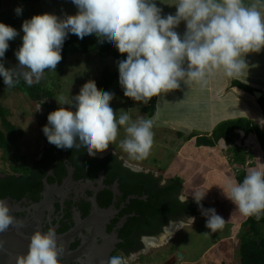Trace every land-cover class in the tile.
<instances>
[{
    "label": "clouds",
    "instance_id": "clouds-1",
    "mask_svg": "<svg viewBox=\"0 0 264 264\" xmlns=\"http://www.w3.org/2000/svg\"><path fill=\"white\" fill-rule=\"evenodd\" d=\"M71 2L77 8L75 15L61 18L43 13L24 20L15 67L6 68L4 58L9 41L20 33L0 22V77L8 88L20 79L30 87L41 81L45 70L55 71L69 34L79 39L95 34L109 48L126 53V59L117 64L119 85L125 97L145 105L153 97L180 89L181 82L204 88L216 71L237 78L248 68L245 54L264 48V15L255 6L246 7L244 0H176L175 14L167 16L161 15L156 0ZM14 11L19 16L22 7ZM181 21L186 22L183 35L175 30ZM114 97L113 92H98L94 81L86 82L71 99L61 97L57 100L61 107L48 114L42 129L48 142L58 149L83 147L94 157L116 141L123 127L126 136L119 142L121 150L133 160L146 158L154 142L153 120L144 116L132 120L124 110L117 115L110 106ZM224 193L242 215L259 220L264 214V171L252 170L242 182L229 180ZM205 194L193 192L195 201L199 204ZM186 199L179 197L181 203ZM199 206L207 217L206 228L215 232L224 226L215 208ZM188 219L193 223L194 218ZM21 227L9 202L0 199V233ZM26 238L28 251L17 256L16 264H62L63 244L53 230H36ZM135 255L110 256L103 264H132Z\"/></svg>",
    "mask_w": 264,
    "mask_h": 264
},
{
    "label": "rangeland",
    "instance_id": "rangeland-1",
    "mask_svg": "<svg viewBox=\"0 0 264 264\" xmlns=\"http://www.w3.org/2000/svg\"><path fill=\"white\" fill-rule=\"evenodd\" d=\"M256 1L259 3L258 0ZM18 6L22 7V14L17 15L19 25L16 28L20 34L16 37L18 41L7 50L9 60L15 64H18V61L14 53L22 44L21 37L23 32L21 25L24 20L31 19L34 15L43 14L44 0L27 3H21L17 0H6L0 11V20L11 14L16 15L14 9ZM245 6L248 7L249 5L245 3ZM263 54V48L256 52L257 57L254 52L245 54L244 58H249L248 60H250L246 62L248 68H245L241 76L234 79L240 80L254 89L264 91V58L261 57ZM117 64L118 61L114 58H103L93 53L90 56L81 54L67 56L64 64L61 62L57 64L55 71L45 70L40 81L47 87L52 86L51 89L55 92V97L42 99L38 102L31 101L25 93H22L23 91L20 90L22 86L11 87L14 90L8 88L4 84L3 78L0 77V101L2 106L9 111L8 120L17 128V140L10 145V152L7 154L5 150L0 149V171L8 170L11 164H22V157H26L27 164L31 166L32 162L35 161L34 159L41 153L44 145L42 129L46 125L44 119L50 107L57 110L61 107L58 103L61 97L71 99L79 94L81 87L86 82L94 81L96 83L99 81L105 68H109L118 75L117 79L114 80V83L107 90H99L100 93L105 91L115 93L114 99L110 101V106L113 108L114 113L119 115L121 110L128 111L132 120H136L140 116L150 118L142 111L144 108L143 104L131 101L130 98L124 96L118 82L119 72ZM227 79L225 82L226 79L221 78L218 83L216 80L217 84H214L213 91H221L220 87L223 90L226 88L227 90L225 89V91H228L226 95L232 97L235 104H230L229 109L223 111V113L215 110L217 118L214 116L215 120L209 121L208 127L199 123L200 120H203L201 118L203 109L194 110V108L202 105H194V98L192 101L186 100L188 95L183 90L189 89L184 88L183 84L180 89H177L178 95H172L167 92L162 93L158 97L157 113L153 118H150L154 123V142L146 158L133 160L121 150L119 142L126 136L123 127L119 129L116 141L113 144H109L108 149L102 152L104 155L108 154V156H114L113 153H115L117 158L139 171L149 172V174L154 173L159 177L160 174L158 173H161L165 182L170 181V175L172 174L174 177L181 178L183 182H187L180 192V197L187 198L185 202H192L194 205L198 204L194 199L193 192L206 193V197L208 195L212 196L214 191L219 192L218 194L215 192L218 197L208 208H215L217 214L224 218V226L215 232H211L210 229L206 228L207 217L202 214L191 217L194 218L193 223L189 219L181 223L178 222L180 227L177 226V223L171 234L161 233L151 246L149 252L155 255L154 259L147 258L145 262L148 264H242L240 257L241 238L248 231V228H244L243 225L248 217L242 215L236 209V205L224 193V190L225 192L227 191V186L222 184L219 179H216L212 175V171L208 169L215 167V170L220 166L218 168L219 172H217L219 175L221 173V165L224 163L227 165V173L235 180L240 176L239 172L242 169H244L246 174L252 170L263 171V153L253 134L245 140H242L241 134L236 138V144L239 145L243 141V146L253 155L248 163V165L253 163L252 166L249 167L247 165L246 168L234 161L233 154L230 152L231 148L228 145L222 144V151L221 144L212 147V151L196 145V140L199 136L211 137L213 132L211 129L216 124L215 122L228 117L233 119L248 118L264 130V118L255 97L232 88L231 81L233 79ZM197 89L205 90L209 89V87L201 88L197 84ZM171 95L182 101L184 106L181 105L183 107L181 110L177 109L179 107L178 102L174 104ZM226 95H215L214 100H217V97L222 98ZM173 105L176 108L172 107ZM63 107H71L73 111L75 110L74 106L63 105ZM210 113L213 112H207L206 114ZM231 118L230 120H232ZM172 121L176 124H172ZM186 121H191V126L184 123ZM207 129L210 130L208 131ZM0 130L5 131L1 119ZM192 134L195 137L189 139ZM206 149L207 154L204 151ZM206 155L209 156L210 161L205 163L203 158ZM214 155H218V157L215 156V159H213L211 156ZM201 158L204 165L200 162ZM217 158L218 160H216ZM207 165L211 167H203ZM220 177L224 179L225 176L220 174ZM189 189L193 190L192 194L189 193ZM205 196L199 203L204 202ZM207 203L210 202L206 200ZM260 230L262 235H264V227H261ZM163 238L165 241L160 240Z\"/></svg>",
    "mask_w": 264,
    "mask_h": 264
},
{
    "label": "flooded vegetation",
    "instance_id": "flooded-vegetation-1",
    "mask_svg": "<svg viewBox=\"0 0 264 264\" xmlns=\"http://www.w3.org/2000/svg\"><path fill=\"white\" fill-rule=\"evenodd\" d=\"M49 113L47 111L45 124L48 123ZM42 138L44 145L41 153L29 166L33 171H38L40 167L36 168L35 163H42L50 158L56 147L48 142L45 134ZM69 150L75 163H88L82 161V154H78L84 151L83 147ZM62 152L63 160L53 162L48 167L40 190L26 192L21 199H11V209L14 208L16 218L25 221V226L19 228L18 232L26 240L24 251H28L29 240L26 237L31 233L36 230H53L57 242L63 244L62 264H103L110 256L129 253L136 254L132 264H148L145 262L147 258L154 259L155 255L149 252L151 246L171 223H181L197 216L182 210L178 205H190V211L194 208L192 202H180V191L159 201L162 205L169 203V209L177 211V215L164 218L158 214L148 218L144 212L147 204L152 203V197L149 194H135L139 187L136 184L144 182L149 184L151 190L159 191L172 185L171 181L164 182L157 174L134 169L120 158V165L109 166L106 161L111 156L103 153L90 157L83 152L86 158L99 162V165L89 164L85 169L79 170L69 160L67 149H62ZM13 173L9 168L0 171V177ZM8 264H16V260Z\"/></svg>",
    "mask_w": 264,
    "mask_h": 264
},
{
    "label": "trees",
    "instance_id": "trees-1",
    "mask_svg": "<svg viewBox=\"0 0 264 264\" xmlns=\"http://www.w3.org/2000/svg\"><path fill=\"white\" fill-rule=\"evenodd\" d=\"M6 0H0V11L3 8V3ZM21 3L27 2H34L38 0H17ZM0 22L5 23L14 27L15 29L19 25V18L15 14H11L5 16ZM18 41L16 38L14 40L9 41V48ZM97 54L103 58H114L116 61L126 59L127 54H120L115 46L109 48L106 43H102L95 34L86 36L83 39H79L74 34H69L68 38L65 40L62 48V59L61 63L64 64L65 59L67 56L73 54H81L85 56H90V54ZM4 63L6 68L15 67L13 61L9 60L8 52L5 53ZM117 74L113 73L109 68H105L102 71L101 78L99 81L95 83L96 88L99 90H107L114 80L117 79ZM15 86H22L20 88L22 93H25L27 97L33 101L38 102L42 99H52L55 97V92L52 91L51 87H47L43 83H34L32 86H28L23 79H20ZM231 87L235 88L247 95L254 97V92L258 91L262 93V97L257 100V104L262 112L264 118V91L254 89L253 87L249 86L241 82L240 80L233 79L231 83ZM14 90L13 88H11ZM19 91V92H21ZM131 99V98H130ZM131 101H134L131 99ZM157 101L158 97H153L152 100L147 104H140L144 105L142 111L148 117L153 118L157 113ZM137 102V101H135ZM56 110L55 108L49 109V112ZM9 111L0 101V119L2 121V126L4 127L5 131L0 130V149L5 150L7 154L10 152V145L17 140V128L16 126L8 120ZM242 135V140L247 139L252 134L255 135L260 149L263 153V160H264V130H262L258 125H256L253 121L248 118H237L232 120H227L219 123L212 132L211 137L208 136H199L196 140V145L198 147H216L219 143L223 142L225 145H228L231 150L230 152L233 154V159L236 161L240 166L245 167L249 163V160L252 159V154L246 150L243 146V141L241 144H236V138L239 135ZM195 137L194 134L189 136V139ZM81 152H78L82 161L87 162V164H77L73 161V158L70 154V150L67 149V153L69 155V160L73 162V164L79 169L83 170L86 168L87 165L97 166L99 162L90 161L86 158V155ZM63 152L62 149H58L55 147L54 153L48 159H45L42 163H35V167L38 166V171L30 168L29 164H27L26 158L22 157V164L16 165L11 164L9 166L10 169L14 172L11 175H7L5 177H0V199H21L26 192L29 191H37L42 188V179L47 176L48 167L54 162L57 163L58 161H62ZM82 162V163H83ZM106 163L109 166L120 165L118 158L116 156H111ZM253 163H250L248 166L251 167ZM264 171V169H263ZM18 174H22V177H17ZM246 173L244 169L240 172V176L237 177V182H242ZM147 178L145 175H141ZM148 179V178H147ZM172 185L167 186L163 190H151L149 184L143 182V184H136L138 187L137 195L143 196L145 194L151 195V201L149 205L147 204V210H145V214L147 213V217H155L158 214L162 215L164 218H167L172 215H177V211L169 209L167 205L160 203V199L165 196H173L176 192H180L183 188V181L181 178H174L171 180ZM154 201V202H153ZM144 204V203H143ZM203 205L204 209H207L208 206L205 203H199ZM199 204L194 205V208L190 211V205H183L178 204L182 207V210H187L191 212L193 215H201V209ZM177 205V204H176ZM142 213V212H141ZM144 214V215H145ZM143 215V216H144ZM244 228H248V231L245 232L241 238V248H240V257L242 264H264V235L261 233V227H264V214H261V218L257 220L255 216L248 217L245 223L243 224Z\"/></svg>",
    "mask_w": 264,
    "mask_h": 264
},
{
    "label": "crops",
    "instance_id": "crops-1",
    "mask_svg": "<svg viewBox=\"0 0 264 264\" xmlns=\"http://www.w3.org/2000/svg\"><path fill=\"white\" fill-rule=\"evenodd\" d=\"M175 3H176V0H156V5L157 7H159L160 9H162V12H161V15L162 16H167L168 14H175L176 12V6H175ZM247 4L249 6H255L261 13L262 15L263 12L261 10V7H260V4L256 1V0H244V4ZM77 12V8L75 7V5L71 2V0H44V12L43 13H50V14H55L57 15L58 17H61L63 18L65 15H75ZM179 34L183 35V33L185 32L186 30V22L184 21H181V23L179 24V26L175 29ZM264 49V48H263ZM254 55L256 56V52H254ZM245 57V56H244ZM257 57V56H256ZM262 58H264V54L261 56ZM246 62H249L250 60H248L249 58H244ZM248 65V64H247ZM221 78H224L225 82L228 80L227 77H225L222 73V71H216L213 75L209 76L208 78V83H207V86L206 88L209 87V89H205V90H199L197 89V84L193 83L192 85H185L183 82H181V85L184 84V88H188L189 90H183L184 93H186V95H188V101H192L193 98V104L196 105V104H201L202 106H198L196 108H194V110L196 111H199L200 109H203V112L201 114V118L203 120H200L199 123H201L203 126H207L210 124L209 121H212L215 120V118H217L216 116V113H215V110H219L223 113V111L229 109V106L230 104H235V101L232 97L226 95L228 91H225L226 88H224V90L220 87L221 91H213V87H214V84L216 83V80H217V83H218V80H220ZM232 82V81H231ZM216 83V84H217ZM181 88V87H180ZM227 90V89H226ZM175 91H176V94H175ZM170 94L172 95H178L177 94V89L176 90H171L169 91ZM174 93V94H173ZM217 93V94H216ZM190 94V95H189ZM221 94H224L226 96L222 97V98H218L217 97V100H214V97H216L215 95H221ZM173 99L172 101H174V104H176V102H178V110H181L183 107L181 105L182 104V101L179 100V98H175V96H172ZM181 95V94H180ZM193 96V97H192ZM223 96V95H222ZM195 98H197L195 100ZM162 101V100H161ZM184 106V105H183ZM172 107L176 108L175 105H173ZM216 107V108H215ZM207 112H213V113H210V114H206ZM215 116V118H214ZM242 117V116H240ZM231 117H228L226 119H222L220 121H217L215 122L216 124L212 127V131L213 129L221 122L223 121H227V120H230ZM233 119V118H231ZM191 121H186L184 123H187L189 126H191ZM214 122V121H213ZM212 123V122H211ZM172 124H176L175 122L172 121ZM200 124V125H201ZM195 129V128H194ZM202 129V128H201ZM208 131L210 129H207ZM194 131V130H193ZM221 144V151H222V144H224L223 142L219 143V145ZM190 148V147H189ZM202 148V147H200ZM207 148L208 150H213L212 147H205ZM206 150L205 153H206ZM207 154V153H206ZM209 155V154H208ZM206 155L203 160H205V163L206 162H209L210 161V158L209 156ZM215 156H211L213 159H215ZM218 157V155L216 156ZM203 160L201 158V163L202 165L203 164ZM218 160V158L216 159ZM204 168H208V167H211V166H203ZM220 166H218L219 168ZM215 167H212V168H209L208 170H211L212 172V175L216 178V179H219L222 184H224L225 186H227V183L229 180H233V178H231L229 176V173H227V165H225L224 163L221 165V173L220 174H223L224 179H221L220 177V174L218 175L217 172H219V169L216 168L214 170ZM160 174V176L162 177V179L164 180V176L161 175V173H158ZM171 176V179H174V178H178V177H174V175H170ZM168 176V177H170ZM234 181H237L236 179ZM165 182V180H164ZM169 182V181H168ZM183 186L187 184V182H183ZM193 190L192 189H189V193L192 194ZM215 192H217V194L219 193L218 191H214V193L211 195H208V197L205 196V199H204V202L206 204V200L209 201L210 203H207L206 205L207 206H211L213 203L214 200H216V198L218 197L217 194H215ZM210 204V205H209Z\"/></svg>",
    "mask_w": 264,
    "mask_h": 264
},
{
    "label": "water",
    "instance_id": "water-1",
    "mask_svg": "<svg viewBox=\"0 0 264 264\" xmlns=\"http://www.w3.org/2000/svg\"><path fill=\"white\" fill-rule=\"evenodd\" d=\"M254 97L256 100H259L262 97V93L256 91L254 92ZM5 200H7L10 205L12 204L11 199ZM13 209L14 208L11 209V214L15 216V211ZM16 219L22 224V226H25L24 220L20 218ZM175 224L176 223H171L170 226L166 228L165 233L171 234L175 229ZM18 232H20V230L17 231L16 228H11L6 233H0V243H2V247H0V264L2 262H4L5 264L12 263L14 260H16L17 256L27 253V251L23 250L26 246V240L22 239L21 236H19Z\"/></svg>",
    "mask_w": 264,
    "mask_h": 264
},
{
    "label": "built area",
    "instance_id": "built-area-1",
    "mask_svg": "<svg viewBox=\"0 0 264 264\" xmlns=\"http://www.w3.org/2000/svg\"><path fill=\"white\" fill-rule=\"evenodd\" d=\"M258 1H259L260 5L262 7V11H263V14H264V0H258Z\"/></svg>",
    "mask_w": 264,
    "mask_h": 264
},
{
    "label": "bare ground",
    "instance_id": "bare-ground-1",
    "mask_svg": "<svg viewBox=\"0 0 264 264\" xmlns=\"http://www.w3.org/2000/svg\"><path fill=\"white\" fill-rule=\"evenodd\" d=\"M177 226H179V227H180V225H179V224H178ZM160 240H162V241H163V240H164V238H163V239H160ZM160 240H159V241H160ZM164 241H165V240H164Z\"/></svg>",
    "mask_w": 264,
    "mask_h": 264
}]
</instances>
